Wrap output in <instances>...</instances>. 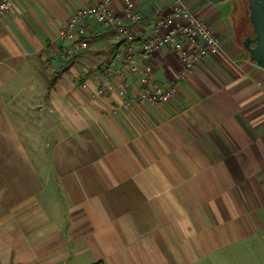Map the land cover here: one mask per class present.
<instances>
[{"label": "crops", "instance_id": "0c3cea01", "mask_svg": "<svg viewBox=\"0 0 264 264\" xmlns=\"http://www.w3.org/2000/svg\"><path fill=\"white\" fill-rule=\"evenodd\" d=\"M99 1L14 0L0 11V264H264V66L220 9L181 0L222 49L187 78L172 49L157 51L154 74L176 95L137 103L139 74L104 78L119 46L106 26L84 18L87 47L58 37ZM176 1L134 0L137 37Z\"/></svg>", "mask_w": 264, "mask_h": 264}, {"label": "built area", "instance_id": "2783aa9c", "mask_svg": "<svg viewBox=\"0 0 264 264\" xmlns=\"http://www.w3.org/2000/svg\"><path fill=\"white\" fill-rule=\"evenodd\" d=\"M13 1L0 0V11L8 10ZM114 1L100 0L79 10L70 17L65 26L58 29L57 34L68 42L83 41L81 44L87 47L90 33L83 24L84 18L93 17L100 25L106 26L119 46L110 63L104 68V78L110 81L124 77L126 69L139 74L141 87L137 92V103H167L176 95L177 87L173 83L162 87L154 74L151 60L157 51L163 48L172 49L182 64L179 76L187 78L201 58L216 54L222 49V41L211 24L194 7L181 0H177L169 10L160 14L152 34L143 39L137 37L134 29L141 19L134 0H126L122 13L113 9ZM69 52H72V49H69ZM107 93V85L103 84L92 96L97 100ZM120 95L124 97L126 92L122 91ZM121 106L129 107L130 101L124 99ZM112 111L118 115L121 108L117 106Z\"/></svg>", "mask_w": 264, "mask_h": 264}, {"label": "flooded vegetation", "instance_id": "af4514ba", "mask_svg": "<svg viewBox=\"0 0 264 264\" xmlns=\"http://www.w3.org/2000/svg\"><path fill=\"white\" fill-rule=\"evenodd\" d=\"M209 2L212 6L220 9L221 16L229 9V15L236 16L243 22V36L241 45L248 52L264 62V34L261 23L264 20V0H199ZM227 5L222 8L223 5ZM228 13V12H227Z\"/></svg>", "mask_w": 264, "mask_h": 264}, {"label": "rangeland", "instance_id": "374dc122", "mask_svg": "<svg viewBox=\"0 0 264 264\" xmlns=\"http://www.w3.org/2000/svg\"><path fill=\"white\" fill-rule=\"evenodd\" d=\"M229 4H225L222 6V8H225ZM228 12V13H227ZM222 22H226L231 26L236 33V37L238 40L241 41L242 36H243V31L245 30L246 26L243 27V22L241 20H238L236 16L233 17V15H229V9H226L225 15L222 16ZM244 29V30H243Z\"/></svg>", "mask_w": 264, "mask_h": 264}, {"label": "trees", "instance_id": "16d2710c", "mask_svg": "<svg viewBox=\"0 0 264 264\" xmlns=\"http://www.w3.org/2000/svg\"><path fill=\"white\" fill-rule=\"evenodd\" d=\"M73 64L72 60H69L68 63H66L64 66H62L58 71L54 73L52 78L50 79L49 89H52V87L55 85L56 81L60 77V75L64 72H66L70 66ZM92 264H106L103 260H98Z\"/></svg>", "mask_w": 264, "mask_h": 264}, {"label": "water", "instance_id": "95a60500", "mask_svg": "<svg viewBox=\"0 0 264 264\" xmlns=\"http://www.w3.org/2000/svg\"><path fill=\"white\" fill-rule=\"evenodd\" d=\"M261 25H262L263 34H264V20H263V22L261 23ZM251 57H252L254 60H256L259 64H261V65L264 66V62H263V60H260V58L254 56V55H251Z\"/></svg>", "mask_w": 264, "mask_h": 264}]
</instances>
